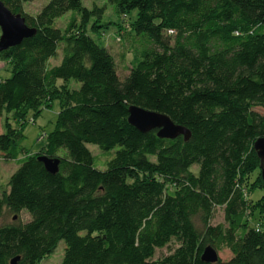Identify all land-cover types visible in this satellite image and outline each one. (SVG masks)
<instances>
[{
    "label": "trees",
    "instance_id": "obj_1",
    "mask_svg": "<svg viewBox=\"0 0 264 264\" xmlns=\"http://www.w3.org/2000/svg\"><path fill=\"white\" fill-rule=\"evenodd\" d=\"M32 1L0 0L35 32L0 52L10 73L0 79V120L46 100L60 105L41 153L27 154L8 121L0 134V157L17 162L0 197V264H38L60 242V264H208L200 261L206 247L230 254L213 264H264V229L248 224L260 218L264 195L247 197L249 219L242 197L260 178L257 170L244 185L259 165L253 143L264 139L255 111H264V0H105L128 26L122 78L87 33H96L103 7L48 0L32 17L22 9ZM58 52L60 63L47 66ZM129 107L167 117L188 140L138 132ZM38 156L57 159L56 173ZM217 208L223 224H211ZM171 241L176 248L152 261Z\"/></svg>",
    "mask_w": 264,
    "mask_h": 264
},
{
    "label": "rangeland",
    "instance_id": "obj_2",
    "mask_svg": "<svg viewBox=\"0 0 264 264\" xmlns=\"http://www.w3.org/2000/svg\"><path fill=\"white\" fill-rule=\"evenodd\" d=\"M48 2V0H34L29 3H25L22 6L23 12L28 16H35L41 8ZM82 5L88 9L91 8L92 5L97 7L104 8V14L101 19V23L95 30L96 33H90L89 28H87V33L90 35L92 40L96 43L105 47V49L111 54L116 64L117 74L120 78H122L126 74L125 68L129 64L132 52L130 49V41L127 38L128 26L123 19L125 18H117L112 11L110 5L105 3V0H81ZM136 16V12L133 11L129 14V18L133 21ZM69 15H65L61 19L56 21V26L59 28H64ZM98 25V24H97ZM121 26V31H118V27ZM61 53L58 52L55 58L49 60V65L56 66L60 63ZM7 61H0V79L6 80L10 77L9 67L7 66ZM57 86V84H56ZM60 86V85H59ZM57 86V87H59ZM79 85L71 82L70 87L72 89H76ZM61 89V87H59ZM54 98L59 99V96L56 91L51 95ZM46 100L45 103L41 102L38 106L35 105L30 111L25 112L22 115L21 111L9 115L7 119L2 118L0 120V134L5 131V123L9 122L10 126L15 131H20L23 135L21 139L20 146L24 151L29 155L41 153L43 147L45 146V135L49 134L55 124L57 114L59 112V102L57 100H53L49 102ZM48 103V106H47ZM21 110V109H20ZM255 111L259 113L264 118V111L256 108ZM86 148L89 150L91 155L95 158L98 157V161L101 163L104 161V158L100 155V151L96 146L86 145ZM257 164V162H256ZM97 165V162H96ZM98 169H102L101 166H96ZM17 168L16 161H3L0 157V197H2L8 189V179L15 172ZM254 170L248 176V180L244 181V185L248 184L249 181L257 175V167L254 164L250 165V170ZM192 173L197 171L196 166H192L190 168ZM261 182L260 178L256 179V182L253 186L248 187V193L254 190L253 192L242 194L243 200L245 202L246 207H244V212L246 214V218H251V209L248 207L247 197L249 201L254 202L261 195L263 196V190L261 188L264 187L263 184H259ZM239 186H242V183L239 182ZM263 193V194H262ZM263 200V201H262ZM260 205V204H259ZM257 205L256 211L261 212L260 218L255 221H248L250 227L255 229H264V196L261 199V205ZM5 212V211H4ZM11 216L3 214V221L10 222ZM19 219L21 222L27 221L28 216L25 212L19 214ZM211 224H223V215L222 210L220 208L215 209L213 218L211 220ZM176 243L171 241L164 248L156 250L152 257V261L161 260L166 257L169 253H171L176 248ZM64 244L60 242L54 251L44 258H42L38 264H60L62 253H63ZM218 259L220 261H226L229 259L230 254L226 250H220L217 252Z\"/></svg>",
    "mask_w": 264,
    "mask_h": 264
},
{
    "label": "water",
    "instance_id": "obj_3",
    "mask_svg": "<svg viewBox=\"0 0 264 264\" xmlns=\"http://www.w3.org/2000/svg\"><path fill=\"white\" fill-rule=\"evenodd\" d=\"M35 34L24 24V19L19 15L11 14L0 2V52L17 46L23 39ZM127 123L140 133L156 130V136L160 139L172 140L178 136L187 141L189 133L186 129L174 125L167 117L148 112L137 107H129L127 110ZM253 151L259 160L258 170L260 180L264 184V139L259 138L253 143ZM37 160L43 165L45 171L54 174L57 171L58 160L45 156H38ZM218 260L216 252L210 247L204 248L200 256L203 263L213 264ZM17 258L10 260L9 264H15Z\"/></svg>",
    "mask_w": 264,
    "mask_h": 264
}]
</instances>
